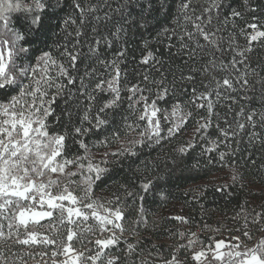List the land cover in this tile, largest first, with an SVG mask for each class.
<instances>
[{
  "label": "trees",
  "instance_id": "16d2710c",
  "mask_svg": "<svg viewBox=\"0 0 264 264\" xmlns=\"http://www.w3.org/2000/svg\"><path fill=\"white\" fill-rule=\"evenodd\" d=\"M10 112L59 151L7 172L92 208L23 225L0 193V264H160L189 255L182 230H264V0H0Z\"/></svg>",
  "mask_w": 264,
  "mask_h": 264
},
{
  "label": "rangeland",
  "instance_id": "374dc122",
  "mask_svg": "<svg viewBox=\"0 0 264 264\" xmlns=\"http://www.w3.org/2000/svg\"><path fill=\"white\" fill-rule=\"evenodd\" d=\"M11 116L15 120H12ZM42 136L29 119L23 116L17 119L13 112L8 113L4 125L0 126V193L29 201L30 204L22 208L18 214V220L23 225L40 221L57 206L65 208L70 214L90 212L87 208H92L90 204L86 205V201H78L73 190L51 192L53 185L35 178L33 174L37 175L41 167L54 166V158L59 151L55 149L58 141L53 139L51 143L46 144L48 150L46 153L44 145L39 141ZM18 152L24 153L28 158L29 171L33 173L32 175L28 173L24 181L12 171L7 172L5 166L7 161H12L13 156ZM92 212L91 214L97 217L99 211L94 209ZM106 214L105 216L117 220L118 224L119 216L116 212L106 210ZM236 226L224 229L225 235L214 237L213 243L209 246V253L216 259L217 264H264V240L257 249L255 247L248 252V255L244 254L237 257L236 261L230 262L234 250L229 248L231 242L226 240V237L232 236V229H237ZM256 236H264V230L257 231ZM233 240L244 241L243 231L233 230ZM248 245H256V242ZM205 255L206 248H199V253L195 254L194 258L181 260V264H203ZM78 262L79 255L71 252L63 264H78ZM160 264H165V261Z\"/></svg>",
  "mask_w": 264,
  "mask_h": 264
},
{
  "label": "built area",
  "instance_id": "2783aa9c",
  "mask_svg": "<svg viewBox=\"0 0 264 264\" xmlns=\"http://www.w3.org/2000/svg\"><path fill=\"white\" fill-rule=\"evenodd\" d=\"M222 227L232 228V222L225 223L223 225H216L213 228L204 225L203 229L199 228L198 231H194L193 234L182 230L179 239H182L185 243H187V248L190 253L187 257H183L178 250L177 254L173 258L165 260V264H179L181 260L194 258V255L199 253V248H206V255L203 264H217L216 259L212 257L211 253H209V246H211V242L214 237H221ZM254 228L255 226H253V224L249 223L247 220H243L239 222V229H232V236L226 237V240L231 242L229 244V248L234 250V253H232L233 256L229 259L230 262H233L237 257L244 256V254L248 255V252H251L255 247L257 249L262 244L264 236H253ZM233 230H245L246 241L233 240ZM248 238H256V245H248Z\"/></svg>",
  "mask_w": 264,
  "mask_h": 264
},
{
  "label": "bare ground",
  "instance_id": "6f19581e",
  "mask_svg": "<svg viewBox=\"0 0 264 264\" xmlns=\"http://www.w3.org/2000/svg\"><path fill=\"white\" fill-rule=\"evenodd\" d=\"M248 240H252V238H248ZM254 242H256V241H251V242H248V243H254Z\"/></svg>",
  "mask_w": 264,
  "mask_h": 264
}]
</instances>
